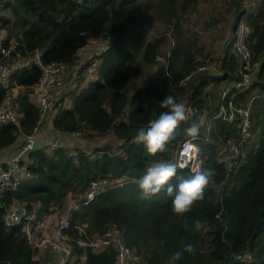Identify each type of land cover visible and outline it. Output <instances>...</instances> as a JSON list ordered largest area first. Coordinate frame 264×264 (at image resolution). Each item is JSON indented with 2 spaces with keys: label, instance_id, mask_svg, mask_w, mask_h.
Segmentation results:
<instances>
[{
  "label": "trees",
  "instance_id": "16d2710c",
  "mask_svg": "<svg viewBox=\"0 0 264 264\" xmlns=\"http://www.w3.org/2000/svg\"><path fill=\"white\" fill-rule=\"evenodd\" d=\"M199 2L0 0V29L6 30L8 38L21 37L24 52L42 49L45 64L57 61L71 65L90 40L111 38L110 49L97 54L102 58L97 78L73 95L67 108L63 107L66 94L56 101L54 127L61 133L82 132L89 128L97 140L115 138L122 150L117 152L110 143L102 144L101 147L93 146L98 152L95 157L82 153L74 158L61 150L54 152L49 146L51 154L37 147L30 155L32 176L16 192L5 193L3 201L9 205L15 198L30 208L41 201L40 211L46 213L54 206L63 208L70 194L84 193L94 179L121 178L125 181L123 185L110 188L76 211L73 225L87 223L88 232L97 234L116 224L124 231L125 243L142 256L136 264H168L169 258L176 251H183L189 243L195 246V254L183 253L177 264H264V99L255 101L263 111V116L258 111L259 119L255 123L261 128L257 147L250 150L243 161L229 167L224 160L227 143L238 141V123L217 120L210 140L206 141L202 132L204 123L200 121L207 110L212 116L220 102L208 100L209 84L218 86L224 81L227 84L239 81L240 54L234 47V31L225 55L221 56L220 69L211 68L222 74L212 75L211 69L198 70L205 61H198L197 43L186 35L188 31L181 21ZM244 3V0H230L235 30L238 20L245 14ZM256 13L249 17L253 30L247 43L262 64L257 79L238 93L241 100L264 89V21L260 18L263 11ZM218 18L211 14L207 20L215 23L221 20ZM152 19H161L174 28L175 43L171 46L168 67L155 61L156 55L163 51L162 46L158 41L147 39L146 23ZM144 69L145 77L141 79ZM193 71L187 84L180 86V81ZM42 75L37 65L13 75L17 85L26 90L19 96L18 106L23 113L21 127L27 133L39 122L37 106L29 94ZM134 80L139 83L132 86ZM12 91L0 87V102ZM166 95H172L185 105L192 104L198 112L181 123L163 152L152 155L135 137L140 128H146L151 120L166 111L159 105ZM192 125L199 129L196 143L203 156L202 169L215 170V184L206 189L204 201L194 205L189 213L178 216L172 211V198L164 191L145 198L138 182L152 164L174 163V150L177 151L182 140L189 137L186 130ZM19 136L15 125H1L0 149L10 147ZM215 141H220L222 146ZM192 174L189 168H178L170 183L178 184ZM5 212V207H0V264H46L50 260L47 251H39L31 245L23 226L6 229ZM195 220L202 224L199 231L192 227ZM185 221L189 225L187 230L183 227ZM71 232L75 230L72 228ZM248 253L252 255L251 260L244 256ZM115 260L116 250L108 248L100 253L89 252L86 264H115ZM73 264H78L77 260Z\"/></svg>",
  "mask_w": 264,
  "mask_h": 264
},
{
  "label": "built area",
  "instance_id": "2783aa9c",
  "mask_svg": "<svg viewBox=\"0 0 264 264\" xmlns=\"http://www.w3.org/2000/svg\"><path fill=\"white\" fill-rule=\"evenodd\" d=\"M12 2L13 0H7ZM245 14L240 17L235 30L234 47L240 54V79L234 84H226L221 91V99L218 109L210 116V111H205L206 132L204 139L210 140V134L217 120H223L227 123L239 125L238 141L229 140L225 161L229 167L237 162L243 161L247 157L246 146L254 137V118L253 106L258 98L264 99V89L254 93L251 97L241 100L238 93L244 91L257 79L261 69V60L256 57L255 52L250 48L247 41L252 32V26L249 23V17L254 14L263 5L264 0H244ZM168 34L172 37L174 28L168 26ZM154 30V26L151 31ZM150 31V32H151ZM0 30V85L6 87L10 83L11 76L18 68L25 69L30 66L31 60H36V64L42 69L43 75L40 81L34 86L29 94L31 101L37 106L39 112L38 125L32 132H24L21 127V118L23 113L17 102L9 94L0 102V126L4 124H13L20 131V145L17 150L8 153L9 147L0 149V207H5L4 225L6 229L11 230L17 226H23L31 245L39 251L49 249L55 258H50L46 264H73L76 260L78 264H86L88 253H100L108 248L116 250L115 264H136L140 263L142 256L130 247L124 241V231L116 224H111L103 233L90 234L87 223H76L73 225L74 213L93 202L99 195L108 191L114 186H121L125 181L121 178H98L90 182L85 192L70 194L63 208L52 207L48 212L42 213L41 201L35 202L30 208L28 204L17 199H13L11 204L3 201L4 194L14 193L19 187L32 176L31 166L33 161L30 157L36 148V143L40 139V127L47 117L54 118V110L57 99V91L64 88L66 71L68 72L70 64L66 62L52 61L44 63L42 61L43 50L36 48L32 51L24 52L21 45V37L8 38L2 35ZM8 38V39H7ZM111 38H105L101 44V53L110 49ZM170 51L166 54L158 53L155 61L166 67L169 65ZM101 55H93L84 66V73L93 78L98 76L101 66ZM208 62V61H207ZM213 68L207 63L198 67L199 71ZM216 67L214 66V70ZM217 70V69H216ZM194 71L183 78L179 85H186L193 77ZM218 73L222 74L218 71ZM66 93L68 87L65 88ZM64 90V91H65ZM65 92H63L64 94ZM189 111V119L197 112V108L190 103L186 104ZM186 120V121H188ZM152 121V120H151ZM81 131L71 133H61L57 131L48 139V146L52 151H63L64 154L77 158L84 153L90 157H95L98 152L95 147H101V142H96L93 146H78L70 143L68 137H79ZM197 138V137H196ZM196 138H184L177 150L174 163L183 164L192 172L202 169L203 156L200 146L196 143ZM53 222V223H52ZM75 232H71V229ZM248 259H252L251 254H245ZM242 258V256H239ZM245 257V258H247Z\"/></svg>",
  "mask_w": 264,
  "mask_h": 264
},
{
  "label": "rangeland",
  "instance_id": "374dc122",
  "mask_svg": "<svg viewBox=\"0 0 264 264\" xmlns=\"http://www.w3.org/2000/svg\"><path fill=\"white\" fill-rule=\"evenodd\" d=\"M264 3V2H263ZM262 7V6H261ZM261 7L259 9H261ZM216 5L214 3V0H200L199 4L197 5L196 9L188 10L184 17L182 18V26L183 28L188 31L186 32V35L194 40L197 43V54L199 56L198 61H205L209 66L216 67V69L219 68V64L221 62V56L225 55V48L226 45L230 42V40L233 38V33L235 31V18H233V11L230 10L229 6H223L222 10L223 12L220 13L218 11H215ZM258 9V10H259ZM217 12L218 19H221L215 23H211L207 20V15L210 13ZM7 17H11L12 15L5 14ZM260 18H263L264 21V10L263 15H261ZM209 19V16H208ZM147 29L149 30L147 39L152 41H158L159 44L162 46L163 51H161L162 54H166L167 51H170L171 46L169 45V38L170 35L168 34V26L169 24H166L165 21L161 19H152L147 20ZM154 26V30L151 31V28ZM2 30V35H6L5 29ZM151 31V32H150ZM172 37H174V33L172 34ZM105 40V39H103ZM200 48L202 51L200 52ZM232 48H234L232 46ZM89 54L87 57L86 62L83 63V71L79 68L77 71L74 72V76L69 79L68 83L66 82V74L64 75L65 78V85L63 89H60L57 91V93L65 92V88H73L76 89V92L74 94V91L67 90V101L69 103L73 99V95H76L80 93L85 86L87 85V80L90 79L85 73H84V66L89 61V59L95 55V53L87 52V50H82L81 54ZM80 54V55H81ZM79 56V55H78ZM81 56V57H82ZM206 58V59H204ZM211 58V59H207ZM79 59V57H78ZM208 61V62H207ZM36 60H31L30 65L33 66L36 64ZM102 63V62H101ZM217 69V70H218ZM22 68H18L16 70V73H20ZM212 70V69H211ZM213 71V70H212ZM146 72V69L142 70V76L141 79L145 77L144 73ZM67 73V71H66ZM218 74V72H211L210 74ZM87 78V79H86ZM139 81L134 80L132 82V86H135V84H138ZM227 84L226 81L221 83L220 85L216 86L213 83H210L207 87L206 91L209 93L208 100L214 103H217L220 99L221 91L223 87ZM6 87H3L0 85L1 88H6V90H13L12 91V98L14 99L17 104H19V96H21L23 93H26L25 88L20 87L17 85L15 79L13 76L10 78V83L8 85H5ZM73 94V95H72ZM66 101V102H67ZM68 103V102H67ZM260 103H257L253 106V118L255 123H257V120L259 119L257 113L258 111L261 113V116H263V111L260 109ZM261 118V117H260ZM207 118L203 116L201 119V123H204L203 125V131L206 132L205 126H206ZM254 137L251 140V142L246 146V153H249L250 150L257 147L259 143V133H261V128H259L258 124L255 125L254 129ZM209 134L208 130L206 132ZM84 135V138L88 139L89 141H92L95 139L94 135H91L88 131L83 132L82 136ZM107 141V144L111 142V146L114 147V150L117 152H121L122 150L119 148L120 144H118L117 140L113 137H106L104 139V142ZM215 143L220 147L222 146L220 141H215ZM198 144V143H197ZM199 145V144H198ZM177 151L176 148L174 150V156L176 155ZM48 253L47 256L50 258H55V255L51 254L49 249H45Z\"/></svg>",
  "mask_w": 264,
  "mask_h": 264
},
{
  "label": "clouds",
  "instance_id": "9594fccd",
  "mask_svg": "<svg viewBox=\"0 0 264 264\" xmlns=\"http://www.w3.org/2000/svg\"><path fill=\"white\" fill-rule=\"evenodd\" d=\"M170 83V82H169ZM162 111L158 118L149 122L146 128H140L135 137L136 142L142 143L149 154L155 155L163 152L166 145L174 139V135L182 122L188 120L189 109L182 102H178L172 95L166 97L159 103ZM147 108V104L145 105ZM189 137L195 139L199 135L197 126L192 125L186 130ZM183 164L171 162H157L148 167L138 182L139 189L145 198L156 196L162 191L167 197L172 198V211L183 216L189 213L198 202L204 201L205 191L215 184L216 172L214 169L197 170L189 178L181 179L178 184L170 183L176 177L178 168ZM188 229V222L183 224ZM192 227L199 231L202 224L199 220L193 221ZM195 246L187 244L183 251H176L168 261V264H177L183 253L195 254Z\"/></svg>",
  "mask_w": 264,
  "mask_h": 264
},
{
  "label": "crops",
  "instance_id": "0c3cea01",
  "mask_svg": "<svg viewBox=\"0 0 264 264\" xmlns=\"http://www.w3.org/2000/svg\"><path fill=\"white\" fill-rule=\"evenodd\" d=\"M264 2V1H263ZM214 3L216 5V8H215V11H218L220 13L223 12L222 10V7L223 6H230V0H214ZM264 10V3H263V7L261 9H259L257 11V14H259L261 11ZM211 13L208 16H210ZM213 16H216L217 17V12H214L212 13ZM103 43V39H92L89 41V43L82 49V50H87V52H91V53H95V55H97L100 51H101V44ZM175 43V38L173 37H170L169 38V45L170 46H173ZM227 46V45H226ZM81 50V51H82ZM81 51L80 53L78 54L79 56V59L77 57L76 61H74L73 64L70 65V68L67 72V77H66V82L68 83L69 79L72 78L74 76V72L77 71L79 68L83 71V63L84 61L86 62L87 60V57L89 54L85 53L81 54ZM81 54V55H80ZM82 56V57H81ZM97 78V76L93 77V78H90L87 80V85L85 86V88L88 87V85ZM87 79V78H86ZM84 88V89H85ZM73 89V88H72ZM71 88H68V90H71ZM74 93L76 92V89H73ZM66 94V97H67V93H66V90H65V93ZM73 95V94H72ZM30 96V95H29ZM57 99L58 101L61 100L63 97V92L61 93H57ZM30 98V97H29ZM31 100V99H30ZM66 101H67V98H66ZM68 102V103H67ZM66 104H64L63 107L67 108L68 107V104H69V101H67ZM57 115V111L56 109L54 110V117ZM205 129H206V126H205ZM85 131H88L89 133H91V135H94L93 132L89 129V128H85L84 131H82V134L83 132ZM54 133H57V130L55 129L54 127V118L52 117H47L41 124V127H40V139L37 141L36 143V148H43L46 152H48L49 154H51V150L48 149V139L51 138L53 136ZM69 140H70V143H73L74 145H78V146H85V145H88V146H93L96 142H101L103 145H107V141L104 142L103 141H100V140H97V138H95L94 140L92 141H89L88 139L84 138V135L82 136H79V137H76V138H73V137H68ZM20 142L21 140L18 139L15 141L14 144H12L9 148L10 150L8 151V153H12L13 151L17 150V147L20 145ZM111 144V142H110ZM35 148V149H36ZM53 223V222H52Z\"/></svg>",
  "mask_w": 264,
  "mask_h": 264
}]
</instances>
